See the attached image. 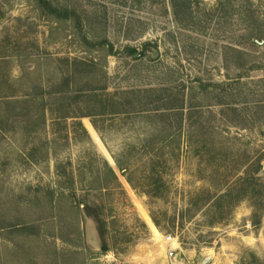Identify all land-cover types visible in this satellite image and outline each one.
I'll use <instances>...</instances> for the list:
<instances>
[{
  "label": "rangeland",
  "instance_id": "1",
  "mask_svg": "<svg viewBox=\"0 0 264 264\" xmlns=\"http://www.w3.org/2000/svg\"><path fill=\"white\" fill-rule=\"evenodd\" d=\"M50 2L0 0V264H264V0Z\"/></svg>",
  "mask_w": 264,
  "mask_h": 264
},
{
  "label": "trees",
  "instance_id": "2",
  "mask_svg": "<svg viewBox=\"0 0 264 264\" xmlns=\"http://www.w3.org/2000/svg\"><path fill=\"white\" fill-rule=\"evenodd\" d=\"M36 1L43 10H45L48 13L53 14L55 17L69 18L72 15H76L74 10H71V9L69 10L65 7L54 6L50 2V0H36ZM1 83H2V79H1V75H0V85H1ZM26 94H27V95H25L26 99H23V101H25L26 104L31 105V102H29V101L32 99L33 94L32 93H26ZM28 97H30V98H28ZM3 98H5V99L3 101H0V106L2 104L9 105V104L17 102L19 100L18 97L17 98L14 97L13 99H10L9 97L5 96ZM20 101L21 100H19V102ZM5 119H7V118H5V117L3 118L1 116V113H0V123L1 124L3 123V121H5ZM77 122L83 128V130L86 132V129L81 125V122L80 121H77ZM93 125H95V124L93 123ZM103 162L106 165V167L108 168L109 173H110L111 177L113 178L114 182L121 187V184H120L114 170L111 168L110 165H108V163L105 160H103ZM118 166H119L118 168H119L120 172L123 174V172H124L123 167L119 164H118ZM247 170H245V171H247ZM246 195L248 196V199L250 200V203H251L250 205L252 208L251 213H250V217H249L250 222L253 225L257 226L261 222L262 211L264 209V190H259V189H255V187H252V189L250 191H248V193H246ZM84 207H85V211L87 210V212H90V210H91L90 204L85 203ZM97 214L98 213H95V215H96L95 219L97 222L98 233L101 237L102 247H106L107 240L105 237V232H106L105 220L100 218V216H98Z\"/></svg>",
  "mask_w": 264,
  "mask_h": 264
},
{
  "label": "built area",
  "instance_id": "3",
  "mask_svg": "<svg viewBox=\"0 0 264 264\" xmlns=\"http://www.w3.org/2000/svg\"><path fill=\"white\" fill-rule=\"evenodd\" d=\"M164 238H165V240H166L168 243H170V244H171L172 241L174 240L170 235L164 236ZM173 250H174V247H171V246L168 247L169 255H172Z\"/></svg>",
  "mask_w": 264,
  "mask_h": 264
},
{
  "label": "bare ground",
  "instance_id": "4",
  "mask_svg": "<svg viewBox=\"0 0 264 264\" xmlns=\"http://www.w3.org/2000/svg\"><path fill=\"white\" fill-rule=\"evenodd\" d=\"M89 127V126H88ZM92 135L94 136V134L92 133ZM141 209V208H140ZM142 213H143V215H144V217L147 219L148 218V216H147V214L145 213V211H143L142 210ZM150 223V222H149Z\"/></svg>",
  "mask_w": 264,
  "mask_h": 264
},
{
  "label": "water",
  "instance_id": "5",
  "mask_svg": "<svg viewBox=\"0 0 264 264\" xmlns=\"http://www.w3.org/2000/svg\"><path fill=\"white\" fill-rule=\"evenodd\" d=\"M136 53H137V54H136ZM136 53H135L136 55H138V54H139L138 52H136ZM263 165H264V162H263Z\"/></svg>",
  "mask_w": 264,
  "mask_h": 264
}]
</instances>
